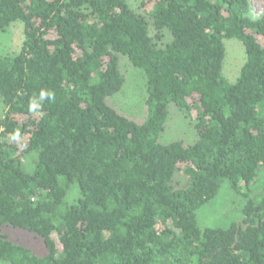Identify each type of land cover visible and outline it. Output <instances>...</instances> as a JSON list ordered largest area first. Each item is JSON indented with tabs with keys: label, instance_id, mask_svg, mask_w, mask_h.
<instances>
[{
	"label": "trees",
	"instance_id": "16d2710c",
	"mask_svg": "<svg viewBox=\"0 0 264 264\" xmlns=\"http://www.w3.org/2000/svg\"><path fill=\"white\" fill-rule=\"evenodd\" d=\"M148 3L142 14L130 0H0V31L24 24L20 49L0 56V260L264 264V188L252 196L264 174V12L251 0ZM231 38L246 53L235 80L223 72ZM123 58L147 79L142 120L111 102ZM41 88L56 98L30 112ZM172 106L193 120L192 143L160 141ZM225 186L246 201L241 219L202 226L197 211ZM3 226L42 238L47 253Z\"/></svg>",
	"mask_w": 264,
	"mask_h": 264
},
{
	"label": "rangeland",
	"instance_id": "374dc122",
	"mask_svg": "<svg viewBox=\"0 0 264 264\" xmlns=\"http://www.w3.org/2000/svg\"><path fill=\"white\" fill-rule=\"evenodd\" d=\"M134 9L142 14H147L151 9V4L141 6V0H130ZM252 12L259 15L264 12V0H251ZM167 34L165 40L169 39ZM24 39V24L22 21H15L7 28L6 31H0V56L10 55L17 52ZM226 56L223 64V72L231 79L235 80L239 75L240 69L245 62V47L237 38L225 39ZM122 71L124 72L126 82L123 89L110 97L111 102L116 105L125 116L142 120L147 114L146 98H147V79L140 68L134 67L126 58L121 61ZM171 109L170 118L166 124L165 130L160 137V141L168 143L175 139L192 143L196 137V130L192 119L186 118L181 111L174 108ZM3 116V103L0 101V118ZM36 152H31L22 157L24 166L28 170H32L36 163ZM176 180L180 182L186 181V176L182 173L177 174ZM77 184L72 185V190L68 195V201L74 202L79 197V192L75 188ZM264 188V174L252 185V196L254 199L262 197ZM246 201L241 196L233 192L228 187H223L219 195L211 202L203 205L198 211V221L202 226H212L227 228L233 222L241 219L243 207ZM3 232L8 238L32 249V251L40 256L47 253L42 238L36 237L33 233L11 226H3ZM0 264H10L7 261L0 260Z\"/></svg>",
	"mask_w": 264,
	"mask_h": 264
},
{
	"label": "clouds",
	"instance_id": "9594fccd",
	"mask_svg": "<svg viewBox=\"0 0 264 264\" xmlns=\"http://www.w3.org/2000/svg\"><path fill=\"white\" fill-rule=\"evenodd\" d=\"M56 98V93L54 90L49 88H41L38 93H34L29 101V111L30 112H39L42 110V107L45 101H54ZM20 133L17 131L13 135V139H19Z\"/></svg>",
	"mask_w": 264,
	"mask_h": 264
}]
</instances>
